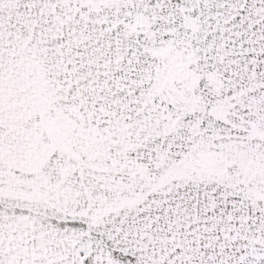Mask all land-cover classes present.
Instances as JSON below:
<instances>
[{
    "label": "snow or ice",
    "instance_id": "snow-or-ice-1",
    "mask_svg": "<svg viewBox=\"0 0 264 264\" xmlns=\"http://www.w3.org/2000/svg\"><path fill=\"white\" fill-rule=\"evenodd\" d=\"M0 264H264V0H0Z\"/></svg>",
    "mask_w": 264,
    "mask_h": 264
}]
</instances>
